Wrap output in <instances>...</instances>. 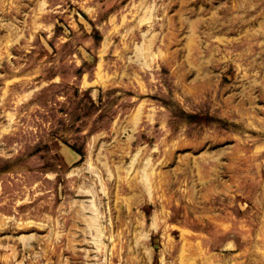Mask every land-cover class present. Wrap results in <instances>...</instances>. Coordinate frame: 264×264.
<instances>
[{"label":"rangeland","instance_id":"374dc122","mask_svg":"<svg viewBox=\"0 0 264 264\" xmlns=\"http://www.w3.org/2000/svg\"><path fill=\"white\" fill-rule=\"evenodd\" d=\"M0 264H264V0H0Z\"/></svg>","mask_w":264,"mask_h":264},{"label":"bare ground","instance_id":"6f19581e","mask_svg":"<svg viewBox=\"0 0 264 264\" xmlns=\"http://www.w3.org/2000/svg\"><path fill=\"white\" fill-rule=\"evenodd\" d=\"M100 230V229H99Z\"/></svg>","mask_w":264,"mask_h":264}]
</instances>
